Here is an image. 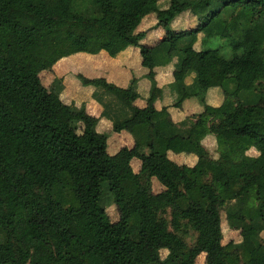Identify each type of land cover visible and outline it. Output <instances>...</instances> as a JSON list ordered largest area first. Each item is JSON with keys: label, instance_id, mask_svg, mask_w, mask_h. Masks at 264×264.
<instances>
[{"label": "trees", "instance_id": "trees-1", "mask_svg": "<svg viewBox=\"0 0 264 264\" xmlns=\"http://www.w3.org/2000/svg\"><path fill=\"white\" fill-rule=\"evenodd\" d=\"M129 50L126 83L99 77L93 96L130 143L111 153L98 116L61 98L62 78L45 85L38 74L71 55ZM211 53L213 65L200 66ZM136 67L151 84L142 106ZM167 71L172 102L158 81ZM186 104L194 110L181 117ZM258 156L264 0H0V264H264ZM157 176L175 191L164 203ZM15 197L40 210L41 237ZM222 212L238 241L222 242Z\"/></svg>", "mask_w": 264, "mask_h": 264}, {"label": "rangeland", "instance_id": "rangeland-1", "mask_svg": "<svg viewBox=\"0 0 264 264\" xmlns=\"http://www.w3.org/2000/svg\"><path fill=\"white\" fill-rule=\"evenodd\" d=\"M127 4H131L133 0H124ZM50 10H46L43 12V25L45 27H50L53 24V20L56 18V16H52ZM10 13L7 12L6 17L9 18ZM108 24H111L114 21L108 20ZM190 26L189 24H187ZM155 37L161 36L162 33L160 31H155L154 33ZM80 42V41H79ZM78 42V43H79ZM137 52L136 50H134ZM136 55V54H135ZM103 58L99 59V62L96 64L99 65L101 64ZM89 58L86 55L83 54H76V55H71L65 59V63L59 67V74L62 75L63 71H67L68 74L66 78L62 77L61 82H56V87L61 98L64 99L68 104H70L74 108H81L85 106L86 100L89 98L88 95L91 96L92 100H94L95 104L91 106V109L93 112L98 111L101 106L98 104L97 100L94 99V92L97 94L98 91V80L99 76L97 75L99 70H93L89 68L88 65ZM214 63V56L213 54H208L204 61L200 63V66H210L213 65ZM81 73L82 77H85L88 80V84L82 83L80 78L78 77V74ZM34 76L36 74L34 73H29L26 75V79L28 81H32L34 79ZM40 77L41 81L45 85H50L52 81L54 80V74L49 72V71H42L38 74ZM169 76V77H168ZM170 75H163L160 76L159 85L166 87L168 90L169 94V99L172 102L173 101V93H172V86L170 82ZM150 81L145 78H137L136 79V89L139 93L138 99L134 102L135 105L137 106H142L150 92ZM184 111L186 112L185 115H190L194 108L193 105L186 104L184 106ZM97 108V109H96ZM180 115V114H179ZM180 118L179 116L175 117ZM95 129L99 132L106 133L109 136V151L111 153L115 152L119 148H121L124 145H129V141L125 140L120 133H115L111 131V120L106 116V115H98V122L95 126ZM201 127H196L192 130L191 134L192 136L197 139L200 134H201ZM252 155H257V151H252ZM257 164L259 166H264V157H257ZM133 168L134 170L138 169L139 162L134 161L133 162ZM106 184L103 187V195H107L105 193L106 190ZM153 190L154 192L158 193L160 195V202L164 203L167 201V199L175 192L174 188L162 177L157 176L153 179ZM15 203L26 210L29 215L31 216V221L29 223V231L30 234L34 237H41L45 231V224L42 220V214L40 210L28 204L23 198L21 197H15L14 198ZM108 213L110 214L111 218L114 220L118 216L117 209L113 205H110L108 207ZM221 228H222V234H223V243H226L230 240L238 241L239 240V233L238 230H233L230 228L225 220V215L224 212L221 214ZM143 240H147V236L145 233H142ZM164 254V253H163ZM203 255H200L196 258L195 262L197 264H201L203 262ZM187 264H193V259H190L187 261Z\"/></svg>", "mask_w": 264, "mask_h": 264}, {"label": "crops", "instance_id": "crops-1", "mask_svg": "<svg viewBox=\"0 0 264 264\" xmlns=\"http://www.w3.org/2000/svg\"><path fill=\"white\" fill-rule=\"evenodd\" d=\"M80 41V42H79ZM77 44L78 45H82L84 43V40L83 39H77L76 40ZM79 42V43H78ZM135 55V51L134 50H129L127 52H125L123 55L117 57V58H111V59H107V57L105 55H102V56H97V57H94V58H89V62H88V65H89V68L90 69H93V70H99L97 75L99 77H106L108 80H111V81H114L116 82L117 84H125L126 83V80H127V74H128V70H129V67L128 66H133L134 63H131L130 62V58H132V56ZM100 58H103L101 64L97 65L96 64L99 62V59ZM65 63L62 62L60 63L57 68L51 72L54 74V78L55 77H58V78H66L68 72L66 71H63L62 75H58L60 70H59V67L62 66L63 64ZM50 72V71H49ZM135 72L136 74L138 75L139 78H142V70L140 68H137L135 69ZM163 75H170V71H167V72H164L163 74H161V76ZM62 78V79H63ZM88 99L86 100V103H85V107L86 109L91 112L93 115L95 116H98L101 112V108L97 111H92V110H89L91 109V106H93V104H95L94 100H92L91 96L88 95ZM169 102L170 99L168 100ZM191 105V104H189ZM185 108V107H184ZM97 109V108H96ZM181 114V117L185 116L186 112L184 111V109L182 110V112H180ZM177 120L179 118H176Z\"/></svg>", "mask_w": 264, "mask_h": 264}]
</instances>
